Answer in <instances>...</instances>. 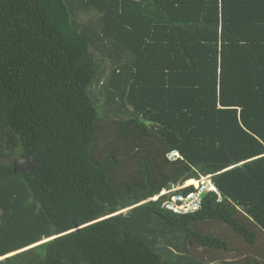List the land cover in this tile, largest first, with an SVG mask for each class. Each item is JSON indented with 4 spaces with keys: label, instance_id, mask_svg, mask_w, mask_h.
I'll use <instances>...</instances> for the list:
<instances>
[{
    "label": "trees",
    "instance_id": "1",
    "mask_svg": "<svg viewBox=\"0 0 264 264\" xmlns=\"http://www.w3.org/2000/svg\"><path fill=\"white\" fill-rule=\"evenodd\" d=\"M216 262L264 264V0H0V264Z\"/></svg>",
    "mask_w": 264,
    "mask_h": 264
},
{
    "label": "rangeland",
    "instance_id": "2",
    "mask_svg": "<svg viewBox=\"0 0 264 264\" xmlns=\"http://www.w3.org/2000/svg\"><path fill=\"white\" fill-rule=\"evenodd\" d=\"M90 16H92V15H90V14L86 15V17H90ZM178 156H179V152H177V151L169 154V158H171V159H174V158H176ZM33 162H34V160H33V157L31 155L23 154V155H21L18 158V160L16 161V164L18 166V169H22L23 170V169H30L32 167V165H33ZM188 182H190L191 184L194 183L196 186L199 185L195 178L190 179ZM175 186H178V185H174L171 188H174ZM173 190L176 191V190H178V188H176V190L175 189H173ZM168 193H170V191H164V193L162 192V195H165V194H168ZM201 195H203V194H201ZM196 197L198 198V195H196ZM204 228L205 229H210L211 231H213L215 233H220V234L226 235V236H228L231 239V242H232L231 247L233 249H231L229 252H224V257L226 259H228V260H234V259H237V260L238 259H243L244 260L245 259L244 258L245 255H243V254L241 255V254L238 253L239 244H241L240 243V241H241L240 238L235 236V234L229 228H227L224 224L213 223L212 222V223H210L208 225H205ZM250 251L251 250H249V252ZM245 252H248V249H246ZM197 254H198V256H202V257H204L206 259L208 258V259H215V260H216L217 256H219V254H216V255L215 254H209V253L203 251L201 248L197 249ZM253 254L255 255V258L260 257V254L258 255L256 253L255 249L253 251ZM216 261L218 262V260H216ZM217 262H216V264H217Z\"/></svg>",
    "mask_w": 264,
    "mask_h": 264
},
{
    "label": "built area",
    "instance_id": "3",
    "mask_svg": "<svg viewBox=\"0 0 264 264\" xmlns=\"http://www.w3.org/2000/svg\"><path fill=\"white\" fill-rule=\"evenodd\" d=\"M197 182L199 185H195V187L197 188L196 191H192L187 195H173L171 200L166 202V207L174 210L175 212H187L190 210H195L200 207L202 199L201 194H203L204 191L214 190L219 193L218 188L214 185L211 179V175L200 177L199 179H197ZM189 185H191V183L186 181L185 183L175 186L174 188H170L168 190L163 189L159 195L154 197V199H158L162 195V192L164 193V191L172 192L174 191L173 189L176 190V188L180 189ZM196 195H198V198L196 197Z\"/></svg>",
    "mask_w": 264,
    "mask_h": 264
},
{
    "label": "clouds",
    "instance_id": "4",
    "mask_svg": "<svg viewBox=\"0 0 264 264\" xmlns=\"http://www.w3.org/2000/svg\"><path fill=\"white\" fill-rule=\"evenodd\" d=\"M173 152H175V151H173ZM173 152H171V153H173ZM205 176H207V175H205ZM202 177H203V176H202ZM195 179L197 180V179H199V178H195ZM211 179H212V175H211ZM189 180H190V179H189ZM189 180H187V181H189ZM212 181H213V180H212ZM213 183H214V182H213ZM191 185H194V186H195V184H191ZM214 185H215V183H214ZM215 186H216V185H215ZM196 189H197V188H196ZM209 191H214V190H207V191H204V192H203V195L206 194V193L209 192ZM203 195H202V197H203Z\"/></svg>",
    "mask_w": 264,
    "mask_h": 264
},
{
    "label": "water",
    "instance_id": "5",
    "mask_svg": "<svg viewBox=\"0 0 264 264\" xmlns=\"http://www.w3.org/2000/svg\"><path fill=\"white\" fill-rule=\"evenodd\" d=\"M77 226V228H79V226L78 225H76Z\"/></svg>",
    "mask_w": 264,
    "mask_h": 264
},
{
    "label": "bare ground",
    "instance_id": "6",
    "mask_svg": "<svg viewBox=\"0 0 264 264\" xmlns=\"http://www.w3.org/2000/svg\"><path fill=\"white\" fill-rule=\"evenodd\" d=\"M192 181V180H191Z\"/></svg>",
    "mask_w": 264,
    "mask_h": 264
}]
</instances>
